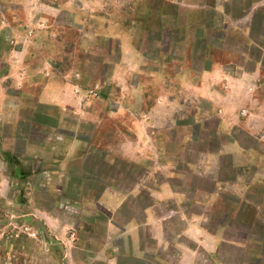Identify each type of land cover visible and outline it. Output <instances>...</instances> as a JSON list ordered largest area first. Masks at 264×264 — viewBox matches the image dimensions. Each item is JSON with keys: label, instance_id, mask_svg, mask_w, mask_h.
<instances>
[{"label": "rangeland", "instance_id": "374dc122", "mask_svg": "<svg viewBox=\"0 0 264 264\" xmlns=\"http://www.w3.org/2000/svg\"><path fill=\"white\" fill-rule=\"evenodd\" d=\"M16 19L48 38L27 60L69 72L79 105L117 124L68 109L63 136L94 142L62 176L23 152L45 116L23 113L7 148L0 137V264H264V120L228 94L255 66L249 95L264 93V0H0V51L23 43L7 39ZM212 63L234 80L208 93ZM114 141L136 159L111 161Z\"/></svg>", "mask_w": 264, "mask_h": 264}, {"label": "crops", "instance_id": "0c3cea01", "mask_svg": "<svg viewBox=\"0 0 264 264\" xmlns=\"http://www.w3.org/2000/svg\"><path fill=\"white\" fill-rule=\"evenodd\" d=\"M17 18V17H16ZM20 18V17H18ZM14 25L10 26L6 32L7 39H9L13 34L17 35L18 39L21 37L23 43L19 45L18 48H11L4 41V46L0 51V137L2 138V145L6 148L11 146L12 140L14 138L20 137L16 135V131L22 122V115L25 112H29L31 115H34L36 119L39 117V113L47 118L48 121L52 123H41V125H32L36 131H44L45 137L43 136L41 142L36 144L27 143L25 144L24 153L31 156V158L36 160H47L49 163H54L53 166V176H62L64 166L68 165L71 162L83 161L85 156L88 155V145H92L94 139L88 141H83L81 139L72 138L70 136L64 137L62 133L69 130L70 125H67L65 121L66 111L82 112L87 119L97 120L105 119L116 126L117 123L113 122L117 110H107L105 107H100L97 105V100L94 102L93 106L87 108L85 106L79 105L78 96L75 93L74 89V79L71 77V74L66 71H59V69L53 68V61L47 60V57L42 60L37 54L35 57H39L40 61L35 59L34 61L27 60V55L30 50L34 51V48L41 49L39 43H44L48 41V38L42 39L39 33H36L34 37L28 39L24 37L25 26H21L19 21L16 19ZM39 36V37H38ZM29 42H26L28 41ZM21 41V39H20ZM3 42V40L1 41ZM32 44V45H30ZM249 72H243L241 78L237 81H233L229 95L239 91V93H245L244 98L250 97L252 100L256 99V105L258 106L259 112L256 114L257 119L263 122L264 120V93L253 97L249 95V86L252 78L258 76L260 72L256 68ZM225 78H228V81L231 83V80H234L231 75H229L226 70L214 63L209 65V69L204 72L202 75V81L206 87V91L209 93L210 86L215 84L218 81H222ZM174 82H182L183 78L178 74L170 78ZM193 85V84H190ZM235 88V89H234ZM198 87L196 85L195 93L198 94ZM234 89V90H233ZM247 92V93H246ZM251 94V93H250ZM228 98V95L226 96ZM83 107V109H82ZM248 111V110H247ZM239 119V118H238ZM228 120V119H227ZM231 120V117H229ZM233 121H236L235 118H232ZM248 120V119H247ZM33 121V118L32 120ZM80 122V120L78 119ZM99 121V120H98ZM47 124V125H46ZM50 124V125H49ZM93 124V122H92ZM98 122L95 121L94 128L96 130L104 128L102 122L98 125ZM261 126V125H260ZM71 128V127H70ZM75 128L74 124L71 130ZM59 133H61L59 135ZM62 141L60 142L59 137ZM60 142V143H58ZM110 159L113 161L116 156H125L124 158L127 161H133L136 159L134 154H123L124 151L118 148V143L116 141L110 143ZM107 155H105L106 157ZM108 161L107 159H105ZM108 161V162H111ZM166 187H162V190L159 191V195L162 192V197L159 196V199H167ZM109 188L102 190V200L107 202H118L119 195L117 193L113 194ZM166 192V193H165ZM110 204V203H109ZM112 208V207H111ZM147 221V220H145ZM136 224V222H131ZM147 223V222H146Z\"/></svg>", "mask_w": 264, "mask_h": 264}]
</instances>
